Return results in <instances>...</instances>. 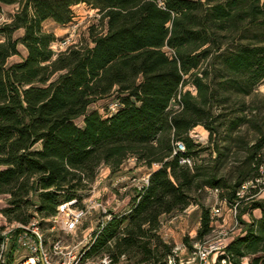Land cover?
<instances>
[{
	"label": "trees",
	"instance_id": "1",
	"mask_svg": "<svg viewBox=\"0 0 264 264\" xmlns=\"http://www.w3.org/2000/svg\"><path fill=\"white\" fill-rule=\"evenodd\" d=\"M17 3L11 22L0 26L6 221L27 225L36 215L54 216L65 202L81 205L101 167L115 174L134 158L136 167L159 168L126 212L112 213L94 232L86 259L167 264L174 245L159 233L162 217L185 211L194 193L218 188L230 203H244L240 217L249 216L220 260L264 264V202L237 195L264 177V95L257 93L264 80V0H0V12ZM79 4L96 10L104 27L90 30V44L55 53L57 38L44 24H70ZM13 57L21 60L10 63ZM115 94V112L90 110ZM173 100L176 110L169 109ZM198 126L209 132L206 148L189 137ZM177 141L186 152L173 154ZM205 151L211 158L198 159ZM212 230L203 208L196 240ZM19 232L4 264H13Z\"/></svg>",
	"mask_w": 264,
	"mask_h": 264
},
{
	"label": "built area",
	"instance_id": "2",
	"mask_svg": "<svg viewBox=\"0 0 264 264\" xmlns=\"http://www.w3.org/2000/svg\"><path fill=\"white\" fill-rule=\"evenodd\" d=\"M165 51L169 56L172 55V51L170 49L166 48ZM186 89H189L193 94H196L194 86L188 85ZM179 99L180 96H178L177 100ZM172 104L175 105L174 109L171 108ZM118 107L119 104L117 102L113 103L110 107V112H115ZM178 108L179 105L177 101L173 100L169 109L176 110ZM199 127L200 126L191 130L189 137L194 140L196 144L203 142L207 143L208 134L203 135L197 131V128ZM205 132L207 133V131ZM184 152H186L184 143L177 141L175 143L173 154ZM130 161L136 164V160L134 158L129 159L127 162ZM181 163L192 166V160L190 158H183ZM149 178L150 172L143 177V183L137 187V190H141L144 186L148 185ZM259 181L261 180L244 184L242 189L237 194L238 197L244 198L245 190L256 187ZM96 186L97 182H94L90 191V196L85 198L81 205L77 199L65 202L58 207L57 213L50 218H40L36 215V217H34L27 225L20 223H8L5 219L7 223L1 231L3 241L0 243V264H4L6 261L14 233L17 229H20V232L16 237V249L13 254V264H115L107 255L95 259L85 258L87 251L93 243V235L86 236L83 240L77 243L73 240L83 219L93 210L100 212L102 216L97 229H101L109 220H111L112 213L109 212L105 204L98 202L91 195L96 189ZM206 191L210 197L213 198V204L210 209L213 234L216 232V222L219 218H223L224 212L227 208L236 218L241 201L230 203L226 198L221 196L222 191L218 188H207ZM186 212L187 210L184 211V213ZM46 223L52 225L51 231L56 233L55 237L46 235L44 230V225ZM162 228L159 232L162 239L165 242L170 243L169 234L162 230ZM232 232L233 230L225 227L223 224L220 226L214 237L203 241H197V234L195 233L192 237L193 242L192 252H190L191 256L185 258L182 255V252L186 249V247L184 245L175 244L172 254L167 258V264H209V261L214 256L221 257L225 254L228 244L233 239L231 237ZM69 237L72 238V241L68 240ZM221 262L226 264L225 259Z\"/></svg>",
	"mask_w": 264,
	"mask_h": 264
},
{
	"label": "rangeland",
	"instance_id": "3",
	"mask_svg": "<svg viewBox=\"0 0 264 264\" xmlns=\"http://www.w3.org/2000/svg\"><path fill=\"white\" fill-rule=\"evenodd\" d=\"M12 10V7L4 6L2 9L3 14L0 15V26L8 21L10 15L13 14ZM103 27L104 23L100 20V15L97 11L83 4H80V7L73 8V20L70 24L64 27L58 26L52 21H47L44 24L45 30L54 33L57 38V42L52 45V49L55 53L65 51L71 45L90 44V30L99 32ZM15 37H18V35L16 34ZM21 50L24 52L23 48H21ZM18 61H20V59L14 57L10 60V63ZM206 64L207 62H204L203 68L206 67ZM257 93L264 95V80L257 88ZM116 96L117 95L115 94L106 100L97 102L90 107V110H110V107L116 102ZM171 108L174 109L175 105L172 104ZM76 122L79 125L81 124L80 119ZM197 131L203 135L208 134V142L200 143L202 148H206L209 145V132L203 126L197 128ZM205 131H207V133ZM214 156L215 155H213L212 158H214ZM202 158H206L207 160L211 158L210 152H201L198 159L201 160ZM151 168L152 170H156L159 166L155 164ZM104 171L105 168L99 172L97 177L101 175L102 181L91 195L98 202L105 204L111 213H123L128 210L129 202L133 196H135L137 187L143 183V177L151 172L146 166H138V168H135V163L132 161L126 162L123 168L115 174H112L111 172L105 173ZM260 180L261 181H259L256 187H252L253 190L257 191L256 194L250 190L251 188L245 190V197L247 199L254 196L256 199L264 202V177ZM8 199V196L0 195V226L3 228L6 226L7 222L3 219L4 216L1 213V210L7 207ZM193 200V204L186 209V213H184V211L176 212L164 216L161 219V227L164 226V231L169 234L170 243L172 245H184L190 252H192V249L190 248L193 242L192 237L195 233L198 235V231L201 228L202 210L203 208L210 210L213 204V198H211L206 192L194 193ZM241 207H244V203ZM239 214L240 210H238V214L235 218L227 208L224 212L223 218H219L216 222V232L206 236L203 240L214 237L220 226L223 224L225 227L233 230L231 233L232 238L238 236L244 228L242 222L249 221L248 215H242V217H240ZM101 218V213L93 210L83 219L73 240L77 243L83 240L86 236H92L97 230ZM51 227V224L46 223L44 225L45 233L50 237H55L56 233L51 231ZM68 240L72 241V238L69 237ZM219 259V256H215L209 261V264H223L222 262H219Z\"/></svg>",
	"mask_w": 264,
	"mask_h": 264
},
{
	"label": "crops",
	"instance_id": "4",
	"mask_svg": "<svg viewBox=\"0 0 264 264\" xmlns=\"http://www.w3.org/2000/svg\"><path fill=\"white\" fill-rule=\"evenodd\" d=\"M83 5H85V4H83ZM4 6H6V7H12V15H10V17L8 18V21L7 22H5V23H9V22H11V20H12V18H13V16L16 14V12L18 11V9H19V4L17 3V4H13V5H1V12H0V15H2L3 14V11H2V9L4 8ZM77 7H80V4L79 5H76V6H74L73 8H77ZM18 35V37H21V36H23V34H24V30H19V31H17L16 33H15V35ZM17 38V37H16ZM23 48L24 49V52H22V50H21V48ZM19 50H20V52L22 53V55L23 56H25L26 55V49L22 46V45H20L19 46ZM14 58V57H13ZM20 60H21V58L20 57H18ZM126 163V162H125ZM125 163L123 164V166L125 165ZM123 166H122V168H123ZM103 168H105V173H107V172H111L110 171V169L108 168V167H101L100 168V171H102V169ZM135 168H138V167H136L135 166ZM99 171V172H100ZM149 171H153L152 169H149ZM102 177H101V175H99V177H97V179H96V181L95 182H97V186L101 183V181H102V179H101ZM97 186H96V188H97ZM253 215L256 217V218H260L261 217V211L259 210V209H257V210H254L253 211ZM4 220H5V217L3 218ZM163 227V228H162ZM161 228H162V230H164L165 229V227L164 226H162ZM179 245V244H178ZM182 255L186 258V257H188V256H190V251L186 248L183 252H182ZM215 257V256H214ZM217 257V256H216ZM219 262H221V260L219 259Z\"/></svg>",
	"mask_w": 264,
	"mask_h": 264
}]
</instances>
